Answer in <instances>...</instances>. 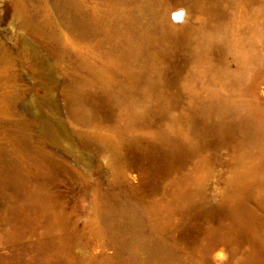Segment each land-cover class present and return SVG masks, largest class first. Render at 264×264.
Segmentation results:
<instances>
[{
	"label": "rangeland",
	"instance_id": "rangeland-1",
	"mask_svg": "<svg viewBox=\"0 0 264 264\" xmlns=\"http://www.w3.org/2000/svg\"><path fill=\"white\" fill-rule=\"evenodd\" d=\"M65 1L0 0V264H264V0Z\"/></svg>",
	"mask_w": 264,
	"mask_h": 264
},
{
	"label": "bare ground",
	"instance_id": "bare-ground-1",
	"mask_svg": "<svg viewBox=\"0 0 264 264\" xmlns=\"http://www.w3.org/2000/svg\"><path fill=\"white\" fill-rule=\"evenodd\" d=\"M77 5L78 6L81 5V3L80 4L77 3ZM62 6L66 7V8H69V9H72V8L76 7L75 3H73L70 0H67V1L63 2ZM82 9H83V7H82ZM26 17H32L33 18V16H26ZM39 118H37L36 120L38 122H40L41 125H42V135L44 137H46V138H55L56 139L57 138V134H56L55 129L52 126V124H50V122H48L47 120H42L43 118L41 119V116ZM16 124H17V126H20V125H18V123H16ZM181 156H182V150L179 147L174 148L172 151H170V153L168 152V153L162 154L161 155V159L163 161L165 160V163L164 162L163 163H160V162L155 163V165H154L155 167L152 166L154 168L153 172L155 174L164 176L165 174H167L168 170H170V168L172 166L177 165L179 163V161L181 159ZM169 161H170V164H169ZM238 209H239V207L236 208V210H238Z\"/></svg>",
	"mask_w": 264,
	"mask_h": 264
}]
</instances>
